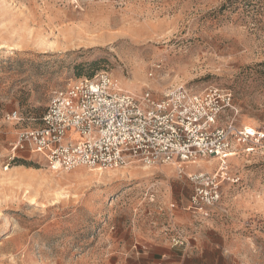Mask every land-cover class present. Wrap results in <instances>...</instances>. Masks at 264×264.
<instances>
[{
	"label": "rangeland",
	"instance_id": "374dc122",
	"mask_svg": "<svg viewBox=\"0 0 264 264\" xmlns=\"http://www.w3.org/2000/svg\"><path fill=\"white\" fill-rule=\"evenodd\" d=\"M223 2L0 0V264H264V150L227 159L205 215L187 174H216L218 158L182 174L55 170L44 153L14 148L56 90L100 72L136 96L230 90L235 107L219 124L264 130V19L218 14Z\"/></svg>",
	"mask_w": 264,
	"mask_h": 264
},
{
	"label": "built area",
	"instance_id": "2783aa9c",
	"mask_svg": "<svg viewBox=\"0 0 264 264\" xmlns=\"http://www.w3.org/2000/svg\"><path fill=\"white\" fill-rule=\"evenodd\" d=\"M234 107L233 93L216 86L198 92L179 87L162 97L147 90L136 96L100 72L56 90L40 125L20 132L14 148L44 153L55 170L140 163L172 165L182 174L187 164L218 158L216 174H187L194 184L192 207L209 215L221 199L219 173L225 174L227 159L240 146L248 155L264 150L263 129L219 124ZM8 118L18 121L21 114L14 110Z\"/></svg>",
	"mask_w": 264,
	"mask_h": 264
},
{
	"label": "trees",
	"instance_id": "16d2710c",
	"mask_svg": "<svg viewBox=\"0 0 264 264\" xmlns=\"http://www.w3.org/2000/svg\"><path fill=\"white\" fill-rule=\"evenodd\" d=\"M217 13H238L240 19L259 22L264 19V0H225Z\"/></svg>",
	"mask_w": 264,
	"mask_h": 264
},
{
	"label": "bare ground",
	"instance_id": "6f19581e",
	"mask_svg": "<svg viewBox=\"0 0 264 264\" xmlns=\"http://www.w3.org/2000/svg\"><path fill=\"white\" fill-rule=\"evenodd\" d=\"M207 163V162H206ZM204 164V163H203ZM205 166H207V165H205Z\"/></svg>",
	"mask_w": 264,
	"mask_h": 264
}]
</instances>
